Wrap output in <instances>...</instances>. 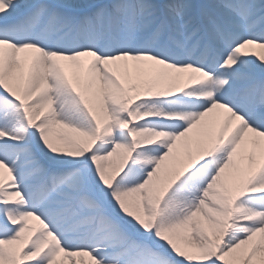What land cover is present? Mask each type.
<instances>
[{
  "label": "snow or ice",
  "instance_id": "snow-or-ice-1",
  "mask_svg": "<svg viewBox=\"0 0 264 264\" xmlns=\"http://www.w3.org/2000/svg\"><path fill=\"white\" fill-rule=\"evenodd\" d=\"M0 264H264V0H0Z\"/></svg>",
  "mask_w": 264,
  "mask_h": 264
}]
</instances>
